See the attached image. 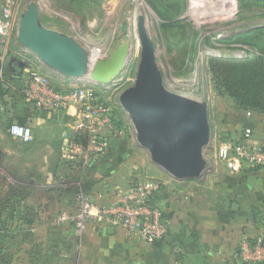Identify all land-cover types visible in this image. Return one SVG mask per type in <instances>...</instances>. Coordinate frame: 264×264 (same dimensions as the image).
<instances>
[{
	"label": "rangeland",
	"instance_id": "374dc122",
	"mask_svg": "<svg viewBox=\"0 0 264 264\" xmlns=\"http://www.w3.org/2000/svg\"><path fill=\"white\" fill-rule=\"evenodd\" d=\"M32 1L39 8L43 25L72 36L88 51L94 52L95 59L108 56L121 40H129L132 50L122 74L110 84H102L92 81L88 76L77 79L64 77L44 65L36 55L17 41L21 15ZM5 14H8L9 33L3 42L0 41V66L12 73L14 64L22 62L26 65L27 75L40 74L51 81L56 91L73 97L70 106L75 109L77 106L79 112L73 118L63 114L62 121L69 126L63 130L64 125L58 123V128H54L55 135L62 136L65 130L72 135L77 132L79 123L83 122L92 127L90 134H95L94 129L101 127L103 139L109 142L114 138L120 140V145L109 146L103 156L97 158L90 167H86V170L88 167H98L101 173H108L105 178L109 177L108 180L113 185L120 183L122 189H128L132 183L157 182V179L161 181V184L157 182L161 186L164 178L172 177L153 161L149 151L141 145L133 119L121 102L122 95L134 85L137 76L141 52L139 24L143 25L142 28H145L151 41L164 89L190 102L209 123L208 140L202 149L206 161L205 169L199 177L184 181L210 185L213 180L208 171L217 163L225 164L223 156L228 153L233 139L246 137L252 145L264 144V138L261 142L256 137L251 138V130L231 127L235 122L231 113H237L238 109L231 97L220 92L214 75L208 68V59L213 56L238 59L264 56V52H261L264 37L257 39L256 45L233 42L247 31L264 27V0H0V18ZM170 23L180 27L169 32L165 25ZM25 72L23 69L22 73ZM8 87L10 91H17L11 86V79ZM23 100L29 103L27 98ZM30 102L36 106L33 101ZM20 107L19 97L6 103L5 98H1V147H15V144L22 142L12 136L15 141L13 143L3 133L5 130L9 135V126L14 123L30 126L33 139L36 130L40 135L46 133L40 126L34 130L31 123L33 119L20 120ZM68 109L69 106H66L61 110L66 112ZM8 112L18 115L10 120L2 118V115L7 117ZM250 168L252 167H242L245 170ZM89 169L85 172L88 173ZM59 178L55 185L61 186V189H68L73 185L79 189L86 186V180L78 175ZM7 183L13 186L22 184L18 177L7 174L6 171L0 173V187ZM98 186L100 190L107 191L106 186L111 184L99 182ZM80 193L91 202L94 201L84 190ZM112 194L116 196L115 191ZM74 207L77 209V200H74ZM41 210L28 207L19 209L24 213L23 217H27L25 224L20 222L17 213H14L13 220L6 219L3 222V208L0 205V264H146L147 248L141 246H132L134 250L130 246H123L126 251L120 252L117 243H99L92 247L90 242L92 249L101 252L87 253L85 250L89 244L83 237H67L69 241L64 240V233L61 231L65 228L63 225H59L60 230L56 234H62L57 246L59 254L52 248V245L57 244V239H49L40 246V255L38 246L31 248L30 254L26 255L22 252L24 243L20 240L24 228H28L38 241L45 236V225L39 221H31ZM51 223L54 224L53 221ZM123 232L130 235L124 229ZM131 239L136 244L143 242ZM31 245L33 246V242Z\"/></svg>",
	"mask_w": 264,
	"mask_h": 264
},
{
	"label": "crops",
	"instance_id": "0c3cea01",
	"mask_svg": "<svg viewBox=\"0 0 264 264\" xmlns=\"http://www.w3.org/2000/svg\"><path fill=\"white\" fill-rule=\"evenodd\" d=\"M13 67V70L20 71L19 63L14 64ZM25 71V73L21 71L20 73L22 80L27 83L29 75H27L26 68ZM8 73L11 78L13 72ZM11 83L17 91H9L4 97L5 103L9 100L15 101V98L19 97L21 99L19 110L22 111V113L19 112V119H33L31 123L34 130L40 126L46 133L40 135L36 130L35 138L31 142L22 141L15 144V147L4 144L3 147L0 146V150H3L2 153L0 152V173L6 171L7 174L18 177L22 182L14 186L7 183L0 187L2 188L0 189V205L3 208L1 221L13 220L14 213H17L20 222L25 224L27 217H23L24 213H21L19 209L23 207L33 208V210L41 208V212L34 215L31 221H39L45 225L43 228L45 236L40 237L41 241H38V238L35 235L32 236L28 228H24L20 238L24 243L22 252L29 255L31 248L38 246L40 255L41 245L49 239H57V244L51 245L59 254L57 246H59V237H62V234L56 235L60 230L59 225L65 227L61 229L65 241H69V237H80L75 233L72 217L77 211L74 207V200H77L81 190L93 197L92 203L95 205L93 212H95L99 205L119 200L127 189L123 188V190L119 182L118 185L110 183L109 177L105 178L108 173H101L98 167L92 166L89 169L90 165L97 160L89 165L88 173H86L88 169L85 170L86 172L81 171L80 176L86 180L85 187L79 189L73 185L71 188L61 189V186H56L60 176L67 172L71 173L70 176L74 174L63 163L66 160H73L66 158L64 154L65 142L70 136L69 132L65 130L62 136H57L54 134V128H58V123L64 125L63 130L68 127L69 125L62 121L63 114L73 118L78 114L79 109L77 106L76 109L70 106L68 111L60 110L58 113L39 109L29 100H27L29 103L23 100V98L26 99L25 89L18 90L12 78ZM231 114L235 121L231 125L232 128L251 130V138L256 137L257 141L261 142L264 138V113L237 110V113ZM17 115V113L8 112L7 117L2 115V118L10 120ZM36 124L40 125L36 126ZM3 133L8 136V140L15 142L12 140L9 129V135L5 130ZM118 145H120V140ZM208 173L213 180L210 185L187 183L182 179L168 176L163 179V185L154 191L151 201L161 210L167 227L166 234L158 242L145 244L141 241L142 243L136 244L131 238L139 239L131 234L127 235L122 228L99 225L94 221L88 223L81 237L87 241V244L92 242V247L99 243L103 245L110 242L117 243L120 252L126 251L123 246H130L131 250H134L132 246L147 248L146 264H242L238 256L240 243L246 239L264 237L262 235L264 232V170L255 167L249 170H232L224 163H217ZM156 181L161 184V181L157 179ZM99 182L109 183L111 186H106L107 191H103L104 189L100 190L98 186ZM114 191L116 196L112 194ZM64 212L70 213L71 219L57 223L56 218ZM90 245L86 246L85 252H101L98 249H92ZM35 256L38 258L37 255Z\"/></svg>",
	"mask_w": 264,
	"mask_h": 264
},
{
	"label": "water",
	"instance_id": "95a60500",
	"mask_svg": "<svg viewBox=\"0 0 264 264\" xmlns=\"http://www.w3.org/2000/svg\"><path fill=\"white\" fill-rule=\"evenodd\" d=\"M142 26L139 24L141 52L137 76L134 85L122 95V105L131 115L138 139L153 161L176 179H194L206 166L202 149L209 136L208 120L190 102L164 89L151 41ZM17 41L58 74L72 79L88 76L102 84H110L122 74L132 50L131 42L123 39L108 56L95 59L94 52L72 36L43 25L33 1L21 15ZM19 65L22 72L26 65ZM20 71L15 69L11 78L18 90H24L26 82ZM118 144V138L110 142L112 146Z\"/></svg>",
	"mask_w": 264,
	"mask_h": 264
},
{
	"label": "built area",
	"instance_id": "2783aa9c",
	"mask_svg": "<svg viewBox=\"0 0 264 264\" xmlns=\"http://www.w3.org/2000/svg\"><path fill=\"white\" fill-rule=\"evenodd\" d=\"M9 33L8 14L0 18V41H4ZM9 75L6 68L0 66V83L9 85ZM51 81L37 73H30L24 90L29 101H33L39 109L56 113L74 100L71 95H63L51 85ZM12 86V83H11ZM10 88V87H9ZM69 104L67 105V103ZM1 103V97H0ZM91 126L80 122L77 132L83 131L87 135V142H72L66 140L64 154L66 158L78 160L87 167L97 158H100L110 146L108 140L103 139V128L94 129L90 134ZM10 134L23 142L33 140V131L30 126L14 123L9 129ZM249 134V133H248ZM247 136V135H246ZM228 153L223 160L228 168L239 170L242 167H258L264 170V144L255 146L249 143L248 138L233 139ZM159 187L157 182H139L131 185L117 201L99 205L93 212V203L83 194L77 197V211L73 215L75 233L82 236L90 221L99 225H111L126 230L133 237L154 244L161 240L167 232L161 210L152 203L154 191ZM71 219V214L64 212L56 218L57 223ZM238 256L242 264L264 263V237L252 240H243L238 247Z\"/></svg>",
	"mask_w": 264,
	"mask_h": 264
},
{
	"label": "trees",
	"instance_id": "16d2710c",
	"mask_svg": "<svg viewBox=\"0 0 264 264\" xmlns=\"http://www.w3.org/2000/svg\"><path fill=\"white\" fill-rule=\"evenodd\" d=\"M244 1V0H240ZM177 25L166 24L165 28L169 32L178 29ZM264 27H258L247 31L241 37L233 40L234 43L256 45L257 39H263ZM261 52H264L262 47ZM208 68L213 73L217 87L221 93L231 97L238 110L254 111L264 113V56H247L243 58H227L213 56L208 59ZM11 79V78H10ZM10 89L5 84L0 83V97L9 93ZM25 96V95H24ZM87 134L75 132L70 135L72 142H87ZM67 169L73 171L74 176L81 175L86 167L78 160H66L63 162ZM258 169V168H257ZM71 173L62 175L70 176Z\"/></svg>",
	"mask_w": 264,
	"mask_h": 264
}]
</instances>
